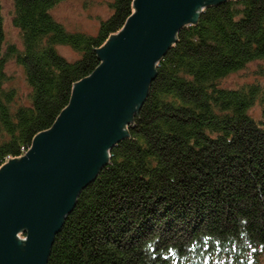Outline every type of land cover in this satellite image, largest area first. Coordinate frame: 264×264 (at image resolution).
I'll return each mask as SVG.
<instances>
[{"label":"trees","instance_id":"16d2710c","mask_svg":"<svg viewBox=\"0 0 264 264\" xmlns=\"http://www.w3.org/2000/svg\"><path fill=\"white\" fill-rule=\"evenodd\" d=\"M61 1L15 0L22 51L6 45L0 3V168L53 126L134 12V0H114L113 15L87 35L54 18ZM57 46L81 56L71 62ZM10 59L24 70L26 102L7 87ZM263 60L264 0L212 4L183 27L48 264H264V85L223 84Z\"/></svg>","mask_w":264,"mask_h":264},{"label":"water","instance_id":"95a60500","mask_svg":"<svg viewBox=\"0 0 264 264\" xmlns=\"http://www.w3.org/2000/svg\"><path fill=\"white\" fill-rule=\"evenodd\" d=\"M225 1L134 0L133 14L97 50L100 65L73 85L53 126L0 168V264H48L80 193L127 137L159 61L183 27Z\"/></svg>","mask_w":264,"mask_h":264},{"label":"rangeland","instance_id":"374dc122","mask_svg":"<svg viewBox=\"0 0 264 264\" xmlns=\"http://www.w3.org/2000/svg\"><path fill=\"white\" fill-rule=\"evenodd\" d=\"M113 2L114 0H63L52 9V14L70 32L96 35L100 24L113 15ZM0 3L4 17L6 45H14L22 51L24 45L20 30L13 22L15 0H0ZM56 48L62 56L71 62L78 60L81 56L80 53L68 46H57ZM6 71L12 78L7 87H15L26 102L30 88L26 82L22 66L15 59H10L6 65ZM250 83L264 85V60L250 63L246 68L230 74L223 81L224 86L230 88H237ZM256 108L254 114L258 117L260 108Z\"/></svg>","mask_w":264,"mask_h":264},{"label":"built area","instance_id":"2783aa9c","mask_svg":"<svg viewBox=\"0 0 264 264\" xmlns=\"http://www.w3.org/2000/svg\"><path fill=\"white\" fill-rule=\"evenodd\" d=\"M26 151H27V150H25L24 154L26 153ZM24 154H23V155H24ZM22 238H23V237H22Z\"/></svg>","mask_w":264,"mask_h":264}]
</instances>
